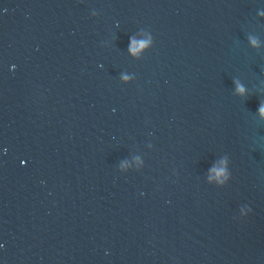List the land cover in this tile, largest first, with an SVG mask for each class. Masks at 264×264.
Listing matches in <instances>:
<instances>
[{
	"label": "water",
	"instance_id": "water-1",
	"mask_svg": "<svg viewBox=\"0 0 264 264\" xmlns=\"http://www.w3.org/2000/svg\"><path fill=\"white\" fill-rule=\"evenodd\" d=\"M0 264H264V0H0Z\"/></svg>",
	"mask_w": 264,
	"mask_h": 264
}]
</instances>
